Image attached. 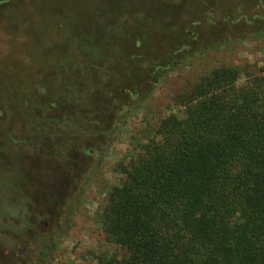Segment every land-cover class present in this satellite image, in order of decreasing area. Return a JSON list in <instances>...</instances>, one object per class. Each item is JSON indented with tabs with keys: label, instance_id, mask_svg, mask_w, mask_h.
I'll return each instance as SVG.
<instances>
[{
	"label": "rangeland",
	"instance_id": "1",
	"mask_svg": "<svg viewBox=\"0 0 264 264\" xmlns=\"http://www.w3.org/2000/svg\"><path fill=\"white\" fill-rule=\"evenodd\" d=\"M220 66L264 75V0H0V264L122 254L100 222L121 169Z\"/></svg>",
	"mask_w": 264,
	"mask_h": 264
},
{
	"label": "trees",
	"instance_id": "2",
	"mask_svg": "<svg viewBox=\"0 0 264 264\" xmlns=\"http://www.w3.org/2000/svg\"><path fill=\"white\" fill-rule=\"evenodd\" d=\"M234 70L201 74L121 169L100 222L123 253L97 264H264V75Z\"/></svg>",
	"mask_w": 264,
	"mask_h": 264
}]
</instances>
